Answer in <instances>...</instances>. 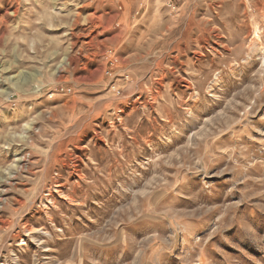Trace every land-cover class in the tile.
I'll use <instances>...</instances> for the list:
<instances>
[{"label": "rangeland", "instance_id": "obj_1", "mask_svg": "<svg viewBox=\"0 0 264 264\" xmlns=\"http://www.w3.org/2000/svg\"><path fill=\"white\" fill-rule=\"evenodd\" d=\"M0 264H264V0H0Z\"/></svg>", "mask_w": 264, "mask_h": 264}]
</instances>
